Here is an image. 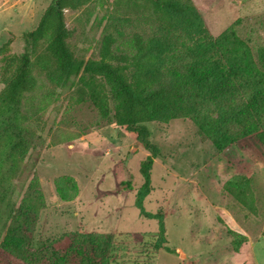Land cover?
<instances>
[{
  "label": "rangeland",
  "instance_id": "374dc122",
  "mask_svg": "<svg viewBox=\"0 0 264 264\" xmlns=\"http://www.w3.org/2000/svg\"><path fill=\"white\" fill-rule=\"evenodd\" d=\"M51 2L0 0V46L11 40L9 50L21 53L22 34L36 27ZM192 2L212 36L232 29L254 57L264 47V0ZM63 16L66 42L75 58H104L125 66L128 77L135 70L139 53L136 41L146 43L156 36L163 21L162 14L145 0H85L64 9ZM45 46L41 41L31 56L33 88L20 99V122L28 148L20 171L11 179V196L19 202L37 180L46 200L40 214L48 207L49 190L55 193L53 178L67 173L78 182L81 202L87 204L74 210L70 205L51 208L46 216L38 214L31 250L41 244L49 247L36 264H53L50 251H64L72 233L66 230L74 231L80 223L84 229L113 235L112 264H264V149L254 135L216 150L209 141L200 139L189 119L145 123L158 153L149 172L151 191L141 206L146 213L162 212L160 240L158 218L144 217L135 205L143 183L139 164L150 150L133 134L102 119L89 100L91 88L102 87L113 113L115 103L104 78H59L52 72L54 63ZM106 124L112 125L105 131L110 148L108 153L96 152L88 144L96 139V130ZM235 175L249 178L254 211L224 189L225 182ZM99 182L104 194L98 196L94 187ZM115 183H120L119 190H115ZM154 244L160 247L155 250ZM0 264L28 263L0 251ZM66 264H77V259L70 257Z\"/></svg>",
  "mask_w": 264,
  "mask_h": 264
},
{
  "label": "trees",
  "instance_id": "16d2710c",
  "mask_svg": "<svg viewBox=\"0 0 264 264\" xmlns=\"http://www.w3.org/2000/svg\"><path fill=\"white\" fill-rule=\"evenodd\" d=\"M85 0H58L44 9L36 27L22 34L21 53L9 50L11 40L0 46V251L28 264L45 257L49 246L32 249V233L45 196L33 180L19 202L13 200L11 179L20 171L28 148L26 131L20 122L19 105L23 93L33 88L31 56L41 41L53 61V74L68 79L72 75L104 78L114 100L110 114L103 88L92 87L88 98L102 119L135 136L151 154L139 164L143 183L135 205L144 217L158 218L162 239V212L146 213L142 200L151 191L149 172L158 149L149 140L147 122L166 123L189 119L202 141L221 150L249 135L264 149V47L254 57L249 46L232 29L212 36L192 0H145L162 14L158 34L146 43L137 42L138 56L131 77L125 66L73 56L66 39L68 31L63 10ZM110 43V36L105 38ZM107 51V44L104 46ZM249 178L235 175L224 189L243 207L254 211V198L247 186ZM61 201L78 195L77 182L61 174L52 180ZM41 186V185H40ZM264 236V229L262 231ZM113 235L70 233L69 246L62 252L50 251L53 264H66L70 257L77 264H112ZM160 247L154 244L155 250Z\"/></svg>",
  "mask_w": 264,
  "mask_h": 264
},
{
  "label": "crops",
  "instance_id": "0c3cea01",
  "mask_svg": "<svg viewBox=\"0 0 264 264\" xmlns=\"http://www.w3.org/2000/svg\"><path fill=\"white\" fill-rule=\"evenodd\" d=\"M112 128V125H110V124H106V125H103V126H101V127H99L97 130H96V133H95V136H96V139L95 140H92L93 142L92 143H89L88 145L91 147V149L92 150H94V151H100V152H106L109 148H110V145H111V143H109V141H107V139H106V135H105V131H106V129H111ZM85 137V136H84ZM83 139H85V138H83ZM113 151H118V147L117 146H114L113 147ZM99 153V152H98ZM106 153H108V152H106ZM91 155H96L97 156V154H92L91 153ZM63 174H66V175H69V174H67V173H63ZM69 176H72V175H69ZM73 177V176H72ZM75 179V178H74ZM76 180V179H75ZM78 183V182H77ZM121 183V182H120ZM120 183H115V190H119V188H120ZM101 182H99L98 184H96V186L94 187V192L99 196V195H103L104 194V191L99 187V186H101ZM40 185H41V183H40ZM79 186V185H78ZM42 187V186H41ZM88 187H90V184H89V186ZM44 195H45V193H43ZM51 194H53V192H51V190H49V200H48V202H47V208L43 211H41L40 212V214H39V217H41L42 216V214H44L45 216H46V211L47 210H49V209H51V208H54V210L55 209H57V208H62V207H67L66 205H70L71 206V208L74 210V208H76V207H79L80 205H85V204H87V202L86 203H82L81 202V190H80V188L78 187V195H77V197L74 199V200H72V201H67V202H65V201H59L58 200V198L56 197V195H55V193L53 194L54 196H52ZM46 195H47V193H46ZM94 198H97V197H94ZM80 208V207H79ZM46 212V213H45ZM67 212V216H70L71 215V213L69 214V212L68 211H66ZM74 214H76L75 213V211H74ZM79 215H81V213H79ZM68 231H71V232H80V233H88V232H90V233H101L99 230H97V229H94V230H88V229H84L83 228V224L82 223H80L79 225H78V228L76 229V230H74V231H72V230H66V232H68Z\"/></svg>",
  "mask_w": 264,
  "mask_h": 264
},
{
  "label": "water",
  "instance_id": "95a60500",
  "mask_svg": "<svg viewBox=\"0 0 264 264\" xmlns=\"http://www.w3.org/2000/svg\"><path fill=\"white\" fill-rule=\"evenodd\" d=\"M54 2L56 3V2H58V0H54Z\"/></svg>",
  "mask_w": 264,
  "mask_h": 264
}]
</instances>
